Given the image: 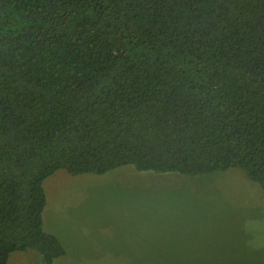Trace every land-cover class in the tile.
I'll use <instances>...</instances> for the list:
<instances>
[{"label": "trees", "instance_id": "16d2710c", "mask_svg": "<svg viewBox=\"0 0 264 264\" xmlns=\"http://www.w3.org/2000/svg\"><path fill=\"white\" fill-rule=\"evenodd\" d=\"M121 166L264 196V0H0V264L65 254L49 175Z\"/></svg>", "mask_w": 264, "mask_h": 264}, {"label": "rangeland", "instance_id": "374dc122", "mask_svg": "<svg viewBox=\"0 0 264 264\" xmlns=\"http://www.w3.org/2000/svg\"><path fill=\"white\" fill-rule=\"evenodd\" d=\"M43 187V228L65 249L52 264H264V196L240 169H59ZM8 262L44 264L30 249Z\"/></svg>", "mask_w": 264, "mask_h": 264}]
</instances>
